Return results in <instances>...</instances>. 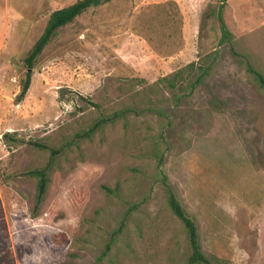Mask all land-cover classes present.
<instances>
[{
	"label": "rangeland",
	"instance_id": "374dc122",
	"mask_svg": "<svg viewBox=\"0 0 264 264\" xmlns=\"http://www.w3.org/2000/svg\"><path fill=\"white\" fill-rule=\"evenodd\" d=\"M77 1L0 0V264H188L162 172L214 264H264V91L233 52L264 74V0L226 1L224 44L221 0H112L29 69L49 15Z\"/></svg>",
	"mask_w": 264,
	"mask_h": 264
},
{
	"label": "trees",
	"instance_id": "16d2710c",
	"mask_svg": "<svg viewBox=\"0 0 264 264\" xmlns=\"http://www.w3.org/2000/svg\"><path fill=\"white\" fill-rule=\"evenodd\" d=\"M110 1L112 0H78L77 2L73 3L70 6L63 7V8L53 11L49 15V19L47 21V25L43 33L40 35V37L38 38V40L32 47L31 51L25 58V63L27 67L29 69L34 67L38 57L41 55V53L44 51L45 47L50 43L53 37L56 36L59 29L71 24L77 17L81 16L83 13L88 11L90 8L99 7ZM226 1L227 0H221L219 14H218V19L220 21L221 32H222L220 44L230 42L231 35H232L223 17L224 5ZM233 52L238 57H241L246 60L247 71L253 75L258 85L264 91V74L260 72L259 70H257L256 68H254L252 64L247 61L245 56L240 55L235 51ZM189 65L190 66L193 65V63H190ZM205 75H207V72H204L203 74H201L198 77V79L194 82V85L203 84ZM164 79H167V78H164ZM30 80H31V73L27 72V77L23 83L22 91L20 93V98H23L27 94V91L30 86ZM168 82L171 88L176 87V84L172 80H169ZM88 103L93 107L99 108V105L97 103H94V102H88ZM132 111H133L132 109L124 110L121 113H117L112 116L99 119L86 132V137H91L95 131L102 128L107 123H112L117 118L125 116L126 114ZM32 144L38 148L47 149V147L44 145H39L38 143H34V142ZM52 153L55 154L56 152L52 151ZM30 174L36 176L38 179L37 195H36V208L38 209L40 205L42 204L45 194L47 192L49 176H48V172L46 168L33 170L30 172ZM162 174H163L162 180L168 189L169 207L171 211L182 221V223L184 224L187 230L188 239H189L190 246L192 249V252L188 258V264H214L213 260L207 257L203 251V248H202V245L199 239L198 227L195 221L184 210L176 194L174 193L172 188L169 186L167 182V176L163 172ZM105 189L107 190L108 193L115 194V195L117 194L116 190H113L111 188H105ZM109 249H110V246L108 245L107 250L104 253H106Z\"/></svg>",
	"mask_w": 264,
	"mask_h": 264
},
{
	"label": "crops",
	"instance_id": "0c3cea01",
	"mask_svg": "<svg viewBox=\"0 0 264 264\" xmlns=\"http://www.w3.org/2000/svg\"><path fill=\"white\" fill-rule=\"evenodd\" d=\"M176 1H179V0H176ZM186 27H187V24H184L183 25V34H184V31H185Z\"/></svg>",
	"mask_w": 264,
	"mask_h": 264
}]
</instances>
